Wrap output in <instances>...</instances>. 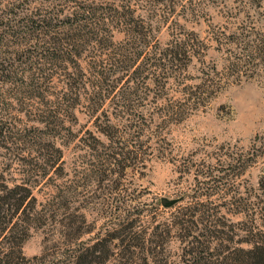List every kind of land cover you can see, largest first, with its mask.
Returning <instances> with one entry per match:
<instances>
[{
	"label": "rangeland",
	"instance_id": "obj_1",
	"mask_svg": "<svg viewBox=\"0 0 264 264\" xmlns=\"http://www.w3.org/2000/svg\"><path fill=\"white\" fill-rule=\"evenodd\" d=\"M49 15L35 35L0 28V191H30L32 220L12 218L30 264L127 221L129 236L170 229L168 264L191 245L214 261L264 245V0H30L18 18ZM81 32L91 40L71 54ZM52 37L59 65L42 56ZM59 192L84 216L78 240L45 212Z\"/></svg>",
	"mask_w": 264,
	"mask_h": 264
},
{
	"label": "trees",
	"instance_id": "obj_2",
	"mask_svg": "<svg viewBox=\"0 0 264 264\" xmlns=\"http://www.w3.org/2000/svg\"><path fill=\"white\" fill-rule=\"evenodd\" d=\"M3 1L4 0H0V28H3L6 32L10 33V35H17L23 32L24 30L22 29L24 27L27 28L26 32L35 35L42 31H50L55 26V19L50 15L44 16L40 20H37L34 16H27V18L24 17L23 19L18 18L19 13L30 0H19L17 3L4 6L2 5ZM155 1L161 2L162 0ZM113 10L115 13L121 11L118 10V8ZM86 11L90 14V17L92 16L95 18L96 10L89 8ZM119 16L124 17V14H119ZM134 31L139 34L137 30ZM74 35L75 37L79 36V39L75 40V42L72 40L73 45L71 44L70 47L73 52L71 54L77 53L76 51H78L79 47L78 42L87 43L91 40L89 39L90 37L84 38L85 34H82V32ZM86 35H88L87 32ZM60 39L62 40V38ZM60 39L52 37V40H49L52 44V48H47L46 50L43 48L41 49L43 51L42 56L54 65L61 64L60 61H66V56L58 52V45L61 42ZM2 41L3 39L0 36V43H2ZM181 48L180 44L174 45L171 49H168V53H164V55H167L170 61L175 62L181 57ZM2 62L3 60L0 61V64ZM137 72L138 71H135L134 74H137ZM29 194L30 191L28 188L20 185L10 188L9 190L0 191V242L6 247L0 250V264H30L20 250V243L22 242L21 237L24 232L17 221L12 222L13 216L17 214L19 217L18 219L23 218L25 221L32 220L30 209L25 205ZM45 206V212H50L51 217L54 215L59 216V219H57L59 224V237H74L77 238V240L80 239L84 232H78V230L75 231V229L72 228L74 224L82 223L84 216L82 214L75 215L71 213L70 215V213H68L70 212V208L66 204V196L64 194L59 192L56 196L52 197V201ZM184 213H182V215H186L187 211ZM41 217L42 216L38 213L36 220L39 221L42 219ZM184 222L191 224L192 220L189 218L188 221H182V223ZM173 225H176V223L173 222ZM132 226L133 222L127 221L125 224L120 225L110 232L106 237L93 239L91 240V244L85 247L81 245L75 253L60 259L56 264H106L108 261L112 260H115L112 264H168L166 261L163 262L160 260L161 258H159V255L162 252L170 229H160L159 226H155L149 238H144L143 235L139 234L129 236ZM72 233L73 235H71ZM189 234L190 226L184 227L181 239L188 237ZM190 243H193V241H190ZM250 243L252 244L250 248H238L236 254L232 251L224 255L220 261L212 260L209 257L211 253L207 256L201 254L200 251L197 252V246L191 245L182 253L180 262L181 264H264V245H259L257 241ZM202 252L204 253L205 250H202ZM42 262H44L43 257L39 259L37 263L42 264Z\"/></svg>",
	"mask_w": 264,
	"mask_h": 264
},
{
	"label": "water",
	"instance_id": "obj_3",
	"mask_svg": "<svg viewBox=\"0 0 264 264\" xmlns=\"http://www.w3.org/2000/svg\"><path fill=\"white\" fill-rule=\"evenodd\" d=\"M177 201V199H168L165 197L161 198V202L162 204H164L165 206H171L172 204H174Z\"/></svg>",
	"mask_w": 264,
	"mask_h": 264
}]
</instances>
